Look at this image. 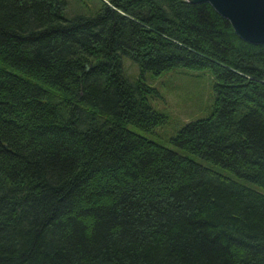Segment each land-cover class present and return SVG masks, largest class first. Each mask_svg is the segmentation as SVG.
<instances>
[{
	"label": "trees",
	"instance_id": "obj_1",
	"mask_svg": "<svg viewBox=\"0 0 264 264\" xmlns=\"http://www.w3.org/2000/svg\"><path fill=\"white\" fill-rule=\"evenodd\" d=\"M93 1L0 0V264H264V193L130 129L167 116L123 69L210 70L170 142L264 189V45L209 4Z\"/></svg>",
	"mask_w": 264,
	"mask_h": 264
},
{
	"label": "rangeland",
	"instance_id": "obj_2",
	"mask_svg": "<svg viewBox=\"0 0 264 264\" xmlns=\"http://www.w3.org/2000/svg\"><path fill=\"white\" fill-rule=\"evenodd\" d=\"M66 17L72 18L79 14H95L98 3L93 0H67ZM83 1L87 5L82 4ZM123 69L132 82L139 79L157 89L159 95L154 96L151 103L155 110L167 116L166 122L153 129V132H144L130 125L129 128L143 136L166 146L182 156L190 157L207 168L231 178L250 188L264 193V189L237 175L214 165L204 159L192 155L186 150L175 147L170 140L188 122L205 119L212 113L214 77L210 70H196L187 67H176L159 75L147 71L141 73L139 65L129 57H123Z\"/></svg>",
	"mask_w": 264,
	"mask_h": 264
},
{
	"label": "water",
	"instance_id": "obj_3",
	"mask_svg": "<svg viewBox=\"0 0 264 264\" xmlns=\"http://www.w3.org/2000/svg\"><path fill=\"white\" fill-rule=\"evenodd\" d=\"M192 4H209L227 19L244 41L264 45V0H186Z\"/></svg>",
	"mask_w": 264,
	"mask_h": 264
}]
</instances>
